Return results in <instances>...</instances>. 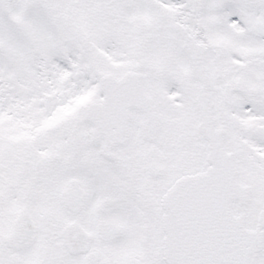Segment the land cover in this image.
<instances>
[{
    "label": "snow or ice",
    "instance_id": "obj_1",
    "mask_svg": "<svg viewBox=\"0 0 264 264\" xmlns=\"http://www.w3.org/2000/svg\"><path fill=\"white\" fill-rule=\"evenodd\" d=\"M0 264H264V0H0Z\"/></svg>",
    "mask_w": 264,
    "mask_h": 264
}]
</instances>
